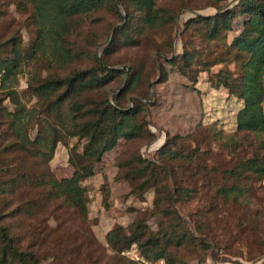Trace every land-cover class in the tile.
Segmentation results:
<instances>
[{
    "label": "trees",
    "instance_id": "16d2710c",
    "mask_svg": "<svg viewBox=\"0 0 264 264\" xmlns=\"http://www.w3.org/2000/svg\"><path fill=\"white\" fill-rule=\"evenodd\" d=\"M226 1L18 0L17 6L34 25L35 36L31 44L17 37L0 42V94L14 106L9 110L0 99V176L8 177L0 181V195H20L25 186L34 185L37 190L42 189L40 194L46 201H60L78 220L85 221L88 200L83 182L94 175L95 165L119 140L132 141L152 135L146 122L138 121L144 112L143 105L133 100V108L127 109L122 104V95L111 97L108 90L118 78L125 76L122 92L134 95L141 82L150 83L143 69L131 68L129 72L115 69L108 59L117 47L114 41L103 50L99 60L88 46L72 40L82 18L101 12L125 21L114 32L121 45L139 47L140 39L151 42L152 35L165 34L162 46L154 47L158 54L152 60L159 69V81L165 82L168 76L161 60L191 82H196L200 73H206L212 88L224 89L241 101L236 114V133L251 136L252 142L259 144L256 152L263 153L264 0H235L230 4ZM206 9L211 12L200 13ZM180 12L193 14L179 29L181 52L172 55V34ZM193 39L198 40L199 47ZM210 46L219 47L220 52L211 60H204V53L206 56L211 53H207ZM216 66L220 68L212 72ZM28 68L31 72L23 93L28 96L27 106L15 86L18 76ZM70 138L84 141L81 152L77 146L71 149L68 162L73 173L57 179L48 164L56 145ZM166 146L159 150L162 158L180 157L170 149L165 150ZM23 156L36 160L39 167L36 173L25 170L21 163ZM127 166L130 171L125 178L140 190L152 188L156 203L163 205L162 213L175 215L170 186L177 189L175 177L171 176L174 183L168 174L161 176L165 170L141 156H133L124 165ZM251 176H264V155L241 161L228 171L225 176L228 185L220 187L217 195L227 203L238 202L247 192L245 185ZM178 191L180 196L187 193L185 188ZM36 211L37 208L23 201L10 212L0 211V264H44L39 247H21L19 237L11 230L14 225L7 222L17 215L33 217ZM140 218L136 217L128 233L119 225L107 233L106 243L116 255V264H137L120 256L124 250H134L153 263L164 259L166 264H183L168 248L171 243L179 247L186 233L176 240L167 238L166 233L153 234ZM17 223L21 227V222ZM24 231L27 234L25 227Z\"/></svg>",
    "mask_w": 264,
    "mask_h": 264
},
{
    "label": "rangeland",
    "instance_id": "374dc122",
    "mask_svg": "<svg viewBox=\"0 0 264 264\" xmlns=\"http://www.w3.org/2000/svg\"><path fill=\"white\" fill-rule=\"evenodd\" d=\"M17 2L0 0V42L17 37L31 44L35 28ZM208 12L211 10L200 13ZM192 14L179 13L172 32V55L181 52L179 29ZM120 15L125 18L122 11ZM79 23L72 38L76 44L88 46L101 60L103 50L114 41L117 47L108 59L115 69L127 72L131 68L143 69L150 83L141 82L134 95L122 92L125 76L118 78L108 90L111 97L122 95V104L127 109L133 108V100L143 105L144 112L138 116V121H145L152 135L132 141L119 140L95 165L94 175L83 182L88 200L85 221L78 220L60 201H46L40 194L42 189L37 190L34 185L25 186L20 195H0V211L5 213L22 201L37 208L33 217L17 215L7 219L10 226L14 225L11 230L19 237L18 244L24 248L39 247L44 264H116V255L109 249L106 235L116 225L128 233L138 216L153 234L166 233L167 238L176 240L186 233L179 247L171 243L168 248L183 264H264V176H251L245 185L247 192L236 203H227L217 195L220 187L228 185L225 179L228 171L241 161L264 155V152H256L259 144L252 142L251 136L242 137L236 133V114L242 106L241 101L229 96L224 89L212 88L206 73H200L197 81L191 82L164 60L160 63L168 76L161 83L159 69L153 61L158 54L154 47L162 46L165 41L163 33L152 35L151 42L140 39L139 47L124 46L118 43V36L114 38L115 29L125 23L120 22L119 16L101 12L82 18ZM186 38L189 41V37ZM193 42L198 46L197 39ZM209 51L211 55L208 57L204 53V60L214 58L220 48L210 46L207 53ZM219 68L213 67L212 72ZM30 72L28 68L21 73L15 86L27 106L28 96L23 93ZM1 102L9 110L14 109L9 99ZM34 134L35 131L32 136ZM166 139L170 141L166 143ZM83 142L70 138L56 145L48 167L57 179L72 175L69 154L74 146L81 152ZM165 144V150L170 149L180 157L162 158L159 150ZM133 156L156 162L165 170L161 176L175 177L177 189L173 190L170 185L175 215L162 213L163 205L156 203L152 188L140 190L137 184L125 178L130 166L125 168L124 165ZM22 159L26 171L36 173L39 170L34 158L23 156ZM7 178L0 176V181ZM171 180L175 183L172 177ZM105 181L107 187H104ZM184 188L190 196H186L187 193L179 195L178 189ZM167 208L171 210L170 206ZM17 222H21V227ZM122 253L120 256L128 259ZM160 261L166 264L164 259L157 262Z\"/></svg>",
    "mask_w": 264,
    "mask_h": 264
},
{
    "label": "built area",
    "instance_id": "2783aa9c",
    "mask_svg": "<svg viewBox=\"0 0 264 264\" xmlns=\"http://www.w3.org/2000/svg\"><path fill=\"white\" fill-rule=\"evenodd\" d=\"M123 256L127 257L130 261L135 262L137 264H163L162 261L160 262H150L148 260H146L145 258H143L142 256H140L138 254V252L134 251V250H125L122 253Z\"/></svg>",
    "mask_w": 264,
    "mask_h": 264
}]
</instances>
